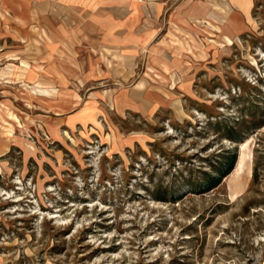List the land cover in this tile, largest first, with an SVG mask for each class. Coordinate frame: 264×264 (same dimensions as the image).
Instances as JSON below:
<instances>
[{"label": "rangeland", "instance_id": "374dc122", "mask_svg": "<svg viewBox=\"0 0 264 264\" xmlns=\"http://www.w3.org/2000/svg\"><path fill=\"white\" fill-rule=\"evenodd\" d=\"M239 4L104 48L0 0V264H264V0Z\"/></svg>", "mask_w": 264, "mask_h": 264}, {"label": "crops", "instance_id": "0c3cea01", "mask_svg": "<svg viewBox=\"0 0 264 264\" xmlns=\"http://www.w3.org/2000/svg\"><path fill=\"white\" fill-rule=\"evenodd\" d=\"M179 0H40V22H56L71 37L102 39L104 48L120 43L105 39H137L152 37L159 13ZM237 11L241 0H229ZM182 3V2H181ZM239 5V6H238ZM248 6V5H247ZM66 31V30H65ZM101 41V40H100ZM135 42V40H134ZM133 42V43H134ZM123 44V43H121Z\"/></svg>", "mask_w": 264, "mask_h": 264}, {"label": "trees", "instance_id": "16d2710c", "mask_svg": "<svg viewBox=\"0 0 264 264\" xmlns=\"http://www.w3.org/2000/svg\"><path fill=\"white\" fill-rule=\"evenodd\" d=\"M232 138V137H231ZM235 164V154H233L231 157H226L225 159V169H222L219 174L218 177H225L227 174H229L231 172V170L233 169V166ZM212 185H208V187H211Z\"/></svg>", "mask_w": 264, "mask_h": 264}]
</instances>
